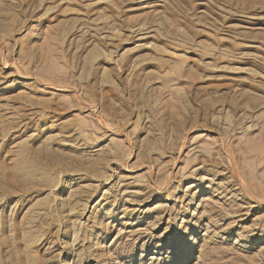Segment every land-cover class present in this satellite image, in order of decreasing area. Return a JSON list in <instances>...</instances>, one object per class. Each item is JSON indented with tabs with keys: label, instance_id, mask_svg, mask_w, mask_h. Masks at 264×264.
Here are the masks:
<instances>
[{
	"label": "rangeland",
	"instance_id": "rangeland-1",
	"mask_svg": "<svg viewBox=\"0 0 264 264\" xmlns=\"http://www.w3.org/2000/svg\"><path fill=\"white\" fill-rule=\"evenodd\" d=\"M0 264H264V0H0Z\"/></svg>",
	"mask_w": 264,
	"mask_h": 264
},
{
	"label": "bare ground",
	"instance_id": "bare-ground-1",
	"mask_svg": "<svg viewBox=\"0 0 264 264\" xmlns=\"http://www.w3.org/2000/svg\"><path fill=\"white\" fill-rule=\"evenodd\" d=\"M155 188V187H154ZM160 189V188H159ZM157 190H158V188H157ZM236 241V240H235Z\"/></svg>",
	"mask_w": 264,
	"mask_h": 264
}]
</instances>
